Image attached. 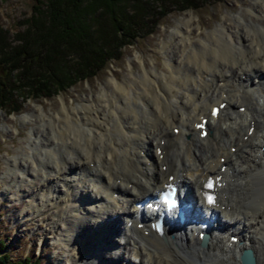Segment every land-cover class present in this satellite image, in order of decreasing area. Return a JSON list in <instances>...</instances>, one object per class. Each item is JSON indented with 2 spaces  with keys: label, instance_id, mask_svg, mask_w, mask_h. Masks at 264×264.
Segmentation results:
<instances>
[{
  "label": "bare ground",
  "instance_id": "obj_1",
  "mask_svg": "<svg viewBox=\"0 0 264 264\" xmlns=\"http://www.w3.org/2000/svg\"><path fill=\"white\" fill-rule=\"evenodd\" d=\"M259 5L201 37L193 17H185L164 41L167 71L143 62L140 74L111 79L97 99L77 106L63 100L57 113L37 115L43 124L8 160L3 193L27 202L20 219L50 221L49 233L68 250L64 262L119 264L128 254L129 264H242L240 251L250 247L256 264H264ZM220 100L226 103L217 116L208 115ZM200 114L209 116L203 137L194 125ZM209 173L223 183L206 217L196 190ZM167 182H178L191 204L189 222L175 228L169 220L158 233L134 203ZM202 215L206 244L191 221Z\"/></svg>",
  "mask_w": 264,
  "mask_h": 264
},
{
  "label": "trees",
  "instance_id": "obj_2",
  "mask_svg": "<svg viewBox=\"0 0 264 264\" xmlns=\"http://www.w3.org/2000/svg\"><path fill=\"white\" fill-rule=\"evenodd\" d=\"M198 2L36 0L25 27L12 38L0 26V108L19 111L27 98L50 97L95 76L118 56L121 44L152 32L155 16L195 7ZM0 264L40 261L29 255L12 258L6 239L0 236Z\"/></svg>",
  "mask_w": 264,
  "mask_h": 264
},
{
  "label": "rangeland",
  "instance_id": "obj_3",
  "mask_svg": "<svg viewBox=\"0 0 264 264\" xmlns=\"http://www.w3.org/2000/svg\"><path fill=\"white\" fill-rule=\"evenodd\" d=\"M256 1L260 2L258 13L264 14V0H200L195 7L171 9L164 15L155 16L157 23L151 25L152 32L128 39L131 40L130 44H121V50L116 54L118 56L111 58L95 76L77 81L50 97L21 100L22 107L19 111L0 108V236L6 239L7 250L12 258L29 255L33 259L37 258L40 264H70L63 261L68 251L65 244L57 241V233H49L50 221L39 217L20 219V212L27 202L16 201V198L3 193V179L9 169L8 160L13 159L21 150V146L29 145L33 131H37V127L41 128L43 122L37 115L42 113V109L51 116L62 108L63 100L67 104L77 106L80 102L97 99L111 79L117 77L123 81L133 75V71L140 74L143 62H146L148 67L157 66L160 70L167 71L164 41L171 38L175 27L185 20V17H193L194 35L201 37L224 24L229 27L235 15L250 9ZM35 2L36 0H0V26L8 30L11 38L17 30L25 27V19L31 16ZM27 116L29 118H26ZM124 223L125 220L117 225L122 226ZM119 235L117 233L116 238L122 241V235ZM121 241L120 244L124 246ZM125 256L118 260L119 264H129V259H125ZM90 261L95 263L94 260ZM73 264L86 263L79 261Z\"/></svg>",
  "mask_w": 264,
  "mask_h": 264
},
{
  "label": "water",
  "instance_id": "obj_4",
  "mask_svg": "<svg viewBox=\"0 0 264 264\" xmlns=\"http://www.w3.org/2000/svg\"><path fill=\"white\" fill-rule=\"evenodd\" d=\"M201 244H206V240H202ZM240 262L242 264H256V258L251 248H243L241 250Z\"/></svg>",
  "mask_w": 264,
  "mask_h": 264
}]
</instances>
